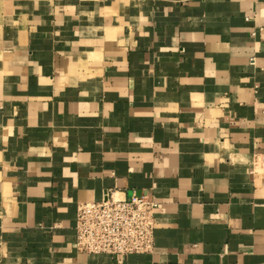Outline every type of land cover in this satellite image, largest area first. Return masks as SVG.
<instances>
[{"label": "crops", "instance_id": "1", "mask_svg": "<svg viewBox=\"0 0 264 264\" xmlns=\"http://www.w3.org/2000/svg\"><path fill=\"white\" fill-rule=\"evenodd\" d=\"M255 156L264 0H0V264H264ZM105 192L150 253L75 250Z\"/></svg>", "mask_w": 264, "mask_h": 264}, {"label": "built area", "instance_id": "2", "mask_svg": "<svg viewBox=\"0 0 264 264\" xmlns=\"http://www.w3.org/2000/svg\"><path fill=\"white\" fill-rule=\"evenodd\" d=\"M254 172H263L264 160L254 158ZM156 202L146 195L123 198L105 192L98 202L79 204L74 248L79 253L123 256L147 254L153 249Z\"/></svg>", "mask_w": 264, "mask_h": 264}]
</instances>
